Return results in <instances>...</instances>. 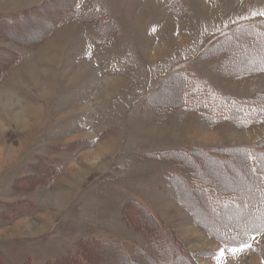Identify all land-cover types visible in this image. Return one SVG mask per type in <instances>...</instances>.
<instances>
[{
  "label": "rangeland",
  "instance_id": "obj_1",
  "mask_svg": "<svg viewBox=\"0 0 264 264\" xmlns=\"http://www.w3.org/2000/svg\"><path fill=\"white\" fill-rule=\"evenodd\" d=\"M44 1L0 0V17ZM61 2L0 22V264H79L71 258L84 256V264H264V230L237 246L211 236L169 185L176 173L192 182L190 169L160 158L195 147L264 150V118L240 128L182 105L185 97L187 107L211 113L227 97L264 95L263 71L223 74V55H201L233 29L264 20V0H84L83 9L112 24L95 13L91 23H70L75 17L46 29ZM83 33L79 51L91 59L76 65L71 37ZM37 34L27 47L16 42ZM237 51L232 71L262 57ZM195 159L204 181L224 179L239 193L252 181L232 163ZM206 190L217 203L221 196ZM250 214L256 224L264 207ZM246 218L234 211L216 221L241 234ZM154 232L165 240L153 241ZM90 241L106 247H86Z\"/></svg>",
  "mask_w": 264,
  "mask_h": 264
},
{
  "label": "trees",
  "instance_id": "obj_2",
  "mask_svg": "<svg viewBox=\"0 0 264 264\" xmlns=\"http://www.w3.org/2000/svg\"><path fill=\"white\" fill-rule=\"evenodd\" d=\"M54 1H62V4L58 7L59 18H57L56 21L48 22V24L46 25V29L48 27H51V29H53L62 22L75 17H80L81 20L85 23H91L90 20L93 17L97 18V15L95 13L99 14V11L96 12L90 9L82 12L80 10L82 0H45L41 4H34L30 7L21 9V11L15 12L12 17L23 20V18H28L27 16H31L32 11L40 7L42 4H52ZM10 16L0 17V22L5 20L4 22L13 23L11 21L12 19H10L12 17ZM97 20L98 23L112 24L111 20L101 17L100 14L98 15ZM95 27H97V29H100L99 26L95 25ZM102 28L105 29L106 27ZM38 38L39 34H37L35 38L33 36L26 38L27 41L24 42L16 40L15 38L13 39H15L18 44L25 43L23 45L27 47ZM100 39L104 38L100 37ZM4 49L6 50L5 53H10V56H17L19 58L20 55L18 51L7 48ZM238 49H240L242 54L257 51L256 53L259 54L260 57H262L261 59L254 57V63H247L245 61L240 65L238 64L236 65V67L234 66L235 71H232L233 64H231L232 61H230V56L233 51H237ZM245 54H243V56H246ZM201 55H203V57H206L205 55L209 57L223 55V60L218 64L219 70L223 74H245L249 72L256 73L259 71L264 72V20H260L252 24L241 25L233 29L225 36L221 37L219 40L210 45ZM243 59H245V57H242L239 61L241 62ZM177 74L180 75V73L174 72L171 77H178ZM172 79L173 78H171L170 80ZM192 81L193 80H187L186 83L191 90L195 86V83H192ZM195 90L199 89L196 88ZM193 91L191 93L188 91L191 98H195L193 96ZM182 100L184 102V104H182L184 105L183 108L185 107L193 110L196 109V112L200 113L202 117L204 116L210 120L221 121L223 119L229 118L235 123L237 127L240 128L246 127L249 124L258 122L259 120L264 118V95L258 96L257 98L255 97L251 102L236 99L234 100L227 97L225 101L228 103V105H226L225 108L221 107L216 111L210 109L211 113H206L202 110L203 107L199 105L187 107L185 104V97H182ZM231 103L233 107H230ZM204 120L208 122V120ZM209 150L212 151V153ZM215 153H221L223 156H220L221 158H218L219 155ZM160 158L165 160H177L182 167L190 169L192 182L186 181L182 174L176 173L170 177L169 185H171L172 190L174 191L175 195H177L180 204L187 207L192 212L193 216H195V218H197L198 220L197 223L201 227L206 229V231L211 236L221 239L227 244L237 246L239 244L247 242V238H249L250 236L260 233L264 230V220H262V218L258 219V217L256 216L259 222L254 224V220H252L253 217L250 214L264 207V150L260 149V145H240L229 147L223 146L217 148L195 147L189 151L182 149H172L160 154ZM195 158H198L201 162L204 161L203 163L210 161L216 166H220V164L224 163H232L235 167V173L245 172L246 178H252V181L249 182V184L245 185L243 189L244 191H240V193L238 192L239 189H237L236 186H230V184L225 182L224 179H222L221 183L219 180H215L214 178H211L212 180L209 181H204L201 174L206 172L197 168L198 162ZM235 158H238L236 163L232 161V159ZM251 186H254L257 189L254 191H249V189L252 188ZM207 187L210 188V190L208 191L212 192L214 195L221 196L217 203H212L207 199ZM223 196H228L229 198L225 199ZM197 202L201 205L200 208L196 206ZM251 204L254 205V207H251ZM234 211L241 214L243 213L247 216V218L243 222V231L241 234H239V232L232 233L226 231V229H231L230 227L232 226H230V223H227L224 220L220 222L216 221V219L218 220V218L221 219L224 218V216H229L230 213ZM145 216L152 219V217L146 214V212ZM200 218L203 219L201 220ZM159 225L160 224L155 223L154 229L157 230L158 227L162 230V227H160ZM163 230L167 232L166 229L163 228ZM153 236V241H155L157 237H160L161 241L165 240L161 234L154 232ZM96 243L98 242L90 241L86 243L85 246L88 247L89 245ZM96 245L102 247L104 246L98 244ZM166 246H171L173 248V245L167 244ZM115 251L118 252L116 249ZM71 260H74L79 264L87 263L85 256L83 260L76 259L75 257H72ZM166 262L167 261L165 256V263ZM54 263L57 262L52 261L47 264ZM127 263L136 264L130 260H128ZM185 264H191V262L187 260Z\"/></svg>",
  "mask_w": 264,
  "mask_h": 264
},
{
  "label": "crops",
  "instance_id": "obj_3",
  "mask_svg": "<svg viewBox=\"0 0 264 264\" xmlns=\"http://www.w3.org/2000/svg\"><path fill=\"white\" fill-rule=\"evenodd\" d=\"M82 2H84V0H82ZM82 6H83V3L81 4V8H80V10L81 11H85V10H87L86 8L85 9H83L82 8ZM88 8V7H87ZM81 22V18H80V20L79 19H77L76 18V21H75V19L73 20V21H70V23L71 22ZM69 22V21H68ZM82 23V22H81ZM66 24V23H65ZM83 26V28H85L87 31L88 30H90L91 28L90 27H87L86 25L84 26V24L82 25ZM77 26L75 25V28H76ZM90 28V29H89ZM93 30V29H92ZM80 33V32H79ZM84 34L85 33H83L82 34V36H80V35H73V37H71L74 41H75V45H74V47H75V51H73L72 53H73V58H75L74 56H76V61H75V63H76V65H84V64H87V62H88V60L87 59H91V57H90V54H89V52L88 51H86V53L85 52H83V51H79V50H81V49H79V44H81L82 45V43H83V40L85 39L84 38ZM86 36V35H85ZM98 39V38H97ZM100 40H103V39H100ZM70 41V40H69ZM86 42V41H85ZM105 42L104 41H102V44H104ZM114 46V45H113ZM70 50L68 49L67 50V54H68V52H69ZM85 51V50H84ZM80 60H85V62L83 63V64H79V61ZM70 64H74L73 62H71ZM75 65V64H74Z\"/></svg>",
  "mask_w": 264,
  "mask_h": 264
},
{
  "label": "bare ground",
  "instance_id": "obj_4",
  "mask_svg": "<svg viewBox=\"0 0 264 264\" xmlns=\"http://www.w3.org/2000/svg\"><path fill=\"white\" fill-rule=\"evenodd\" d=\"M57 205V204H56ZM256 218V217H255ZM99 253V252H98ZM112 258V257H111ZM98 261V260H97ZM106 261V260H105ZM100 262V261H99ZM103 262V261H102ZM103 264V263H102Z\"/></svg>",
  "mask_w": 264,
  "mask_h": 264
}]
</instances>
